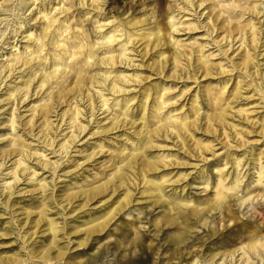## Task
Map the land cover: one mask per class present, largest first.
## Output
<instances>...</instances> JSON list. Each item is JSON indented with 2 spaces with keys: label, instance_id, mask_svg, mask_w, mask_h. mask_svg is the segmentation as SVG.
I'll use <instances>...</instances> for the list:
<instances>
[{
  "label": "bare ground",
  "instance_id": "obj_1",
  "mask_svg": "<svg viewBox=\"0 0 264 264\" xmlns=\"http://www.w3.org/2000/svg\"><path fill=\"white\" fill-rule=\"evenodd\" d=\"M106 1L0 0V21L15 24L0 45L9 46L0 109L10 103L0 216L12 214L4 223L29 255L0 254V264H86L71 249L96 259L104 238L114 239L115 264H149L165 243L161 253L181 254L179 263L264 264V226L232 210L264 196V0H139L110 16ZM19 103L32 104L29 114ZM109 150L101 179L55 193L57 178L83 167L73 151L95 161ZM64 162L72 169L59 174ZM192 182L206 194L189 197ZM25 194L37 198V217L19 206ZM143 206L160 208L148 244L132 216ZM203 226L213 246L189 247Z\"/></svg>",
  "mask_w": 264,
  "mask_h": 264
},
{
  "label": "rangeland",
  "instance_id": "obj_2",
  "mask_svg": "<svg viewBox=\"0 0 264 264\" xmlns=\"http://www.w3.org/2000/svg\"><path fill=\"white\" fill-rule=\"evenodd\" d=\"M170 0H165L164 6L166 7V5H168ZM137 4H139V0H107L106 4L104 5V10L110 11L111 13L108 14V16L110 15H116L117 13H120L122 10H126L127 8H134L135 6H137ZM153 6V5H152ZM149 7V8H152ZM28 13V12H27ZM131 13V12H130ZM142 13V8L141 6L137 7L136 10V16L140 15ZM129 13H126L124 16H126ZM3 13L0 12V18H4ZM247 17V15H245ZM13 16H9L7 18V20L3 19V21H0V34L2 33V31L4 29H6L4 36H0V45L3 42H7L9 40L6 39L5 40V36H6V32L9 31V29L14 28V22H12V18ZM28 17V16H27ZM31 23H33L31 21ZM31 25V24H30ZM27 24V26H30ZM18 31H21V29H19ZM20 33V32H19ZM198 36H201L200 32H197ZM187 35H185L184 37H186ZM17 37V36H16ZM20 39V37H19ZM19 45H23V43L19 42ZM211 48L213 47L212 45H210ZM9 46L8 44H3V48L0 47V53L2 52V54H4L2 57H0V59H4V57H6V53L9 50L8 49ZM216 49V48H213ZM215 61H218L217 59ZM262 62H264V60H262ZM153 79H155V76H152ZM171 83V82H170ZM182 83L178 84V87L181 85ZM7 88L3 89L2 91H0V94L5 93ZM35 97V96H34ZM32 97V98H34ZM27 102V101H24ZM23 103H19L18 107L19 111L22 112L23 114H29V112L26 111L27 108H29L32 104H28V105H24ZM10 106V103L8 105H5L3 108L0 109V122H2L0 124V142L1 140H6L8 135L5 134L7 133L6 130V125L9 124L7 119L8 117V110L6 111V109ZM264 110L263 108H259L258 110L261 112ZM26 111V112H25ZM2 112V113H1ZM38 130V129H37ZM36 130V131H37ZM24 131H20L19 133L22 134ZM3 134V135H2ZM82 133L81 136H83ZM119 134V133H117ZM25 135V133H24ZM116 135V134H115ZM26 136V135H25ZM80 136V137H81ZM27 138V137H26ZM58 138H61L60 136ZM30 141V139L28 140ZM105 142L107 145H109V148L112 146L110 145L109 142L107 141H103ZM36 145L42 146V143L38 144L37 142H33ZM82 140L79 141L77 144H81ZM170 143V142H168ZM121 143L118 142L117 140L114 141V146L118 147ZM1 146V144H0ZM4 146V145H2ZM84 147V145H82ZM219 146V145H218ZM81 145H77V149L80 148ZM106 149V148H105ZM110 150L106 153H101L99 152L96 156H95V161L91 160H85L82 158V154H78L79 152H75L73 151L72 154L73 156L76 155V160H78V162H83L82 165V169L79 170V172H77L76 174H72L69 177H65L61 176L59 178L56 179V186H55V193L57 195H63L64 190L68 189V188H76L77 186H79L78 184H86V182H82L83 177H87L89 174H94L97 173L95 175L96 180L97 179H101L104 175H105V171H108L110 169V167L105 168V166L109 165L110 162H106L108 160L107 155L109 154ZM47 153H49V151H47ZM242 152H240L241 154ZM54 156V157H52ZM57 156L54 154H49L48 157H50L51 161H54L57 159ZM87 162V163H86ZM106 163V164H104ZM10 162L7 164L9 165ZM66 164V165H64ZM85 164V165H84ZM67 163L64 162L61 166L62 170L59 171V174H64V172L66 170L72 169V168H66ZM252 166V164H251ZM38 167V166H37ZM39 168V167H38ZM66 168V169H65ZM249 166L247 164H245L243 166V168L241 169L242 173L244 172L245 175V179L249 178L250 175H252V170H248ZM40 171V173L44 172V170L38 169ZM58 170V169H57ZM210 170V168H209ZM189 171V170H188ZM214 171V170H213ZM6 172V171H4ZM81 173V174H79ZM50 172H45L44 176H49ZM70 175V174H69ZM48 180L51 179V177L47 178ZM69 179H71V181H69ZM88 179H92V177H88ZM77 180V184L75 185H71L72 182ZM26 186V181L21 184L19 187H25ZM203 188V185H200L196 182H192L189 184V186L186 187L187 189V194L190 197H200L205 195V192H201V189ZM76 190V189H75ZM258 190L255 191V193H257ZM208 193V191H207ZM22 194H16V197L21 196ZM19 201H21L20 205L22 208H25V211H34L32 213H30V216L32 218L37 217L36 213L39 211V209L37 208L38 205V201L37 198H33L32 196H30L29 194H25L23 197L19 198ZM238 206V204L235 202V204H233L232 202V210L236 213H240L242 216V220H246V218L248 219L247 221H249L250 223H257L260 226H264V196L263 198H261V200L258 202L256 201V198L253 200L252 204L249 203L248 205L245 206ZM234 205V206H233ZM253 206H255L254 208H252ZM258 209H261V212L257 211ZM5 209V206L0 204V213L3 212V210ZM50 211L51 212H55L56 208L54 207V204H51L50 206ZM141 212H139V214L135 213L132 216H136V226L140 228L141 234L142 236L145 238V244L149 243L150 238H153V236H151V234L155 233L153 230H155L151 225V217L155 216L159 211L160 208H155V207H141ZM139 210V211H140ZM5 214H3L2 216H0V254L1 255H12V253L14 252H19L21 255L22 254H26L25 253V249L21 248L20 246H22V243L19 241V239H15V234L11 233V231H13L12 229H9L10 226H8V224L4 223V221L8 218L11 217L12 214L7 213L8 210H5ZM27 213H24L23 215L19 216V217H23L26 216ZM52 216L54 217H58V215H56L55 213H52ZM214 219V216L212 217ZM141 219V220H140ZM58 221H62V219L58 218ZM212 225V224H211ZM232 226V225H231ZM208 227L207 226H203V227H199L198 229L194 230L195 233L192 234V237H190L188 239V241L186 242V244H188V246H193L195 248V245L201 243L200 245H202L203 247L199 248L201 249V251H204V248H209L210 246L212 247L213 245L209 244V242H212L213 240H215L216 238H211L208 237ZM164 231V233H162ZM169 229L166 227L159 232L158 234V239L154 240V242H152V244L156 247V248H160L159 245L161 243L160 238L162 239L163 237L166 236V234H168ZM220 231H221V227H220ZM106 233H101L102 236H105ZM194 236V237H193ZM43 239V238H42ZM114 239H110V238H104L103 240L100 241L101 245L98 248V257L96 259L92 258L93 257V249L90 248H83L80 247V249L78 250L77 248H72L71 252L76 253H83L84 258L86 257V264H115L117 262L116 259V255L114 253L113 247L111 245V243L113 242ZM159 241V243H157ZM163 241V240H162ZM64 244V243H62ZM61 244V245H62ZM108 244V246H107ZM158 244V245H156ZM163 244V243H162ZM71 245V244H70ZM166 243L163 244V247L160 248V251L158 252V254H154L153 250H152V258L151 260H149V264H185L184 262L179 263V257L181 256V254H175V255H171V252L168 251L165 255L163 253H161V250L165 247ZM166 249V248H165ZM163 249V250H165ZM78 250V251H76ZM83 251V252H81ZM160 253V254H159ZM29 257L28 254H26V257ZM169 257V258H168ZM191 256L190 255H186L184 258L189 259ZM168 258V259H167ZM175 258V259H173ZM190 260V259H189ZM95 261V262H94ZM264 261H262L263 263ZM200 264H204V262H199ZM30 264V263H27ZM255 264H260V260H255Z\"/></svg>",
  "mask_w": 264,
  "mask_h": 264
}]
</instances>
